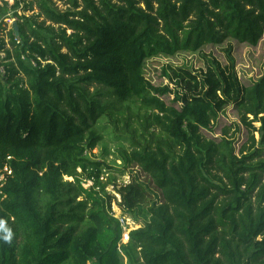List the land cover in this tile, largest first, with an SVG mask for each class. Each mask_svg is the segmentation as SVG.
Listing matches in <instances>:
<instances>
[{"label": "trees", "instance_id": "obj_1", "mask_svg": "<svg viewBox=\"0 0 264 264\" xmlns=\"http://www.w3.org/2000/svg\"><path fill=\"white\" fill-rule=\"evenodd\" d=\"M10 19L20 36L12 26L0 40V170L13 172L0 186V264H264V76L243 87L229 49L231 68L176 74L188 90L172 105L170 87L145 76L159 55L258 46L264 0H0V24ZM230 103L249 133L238 154L203 133ZM104 120L127 142L120 166L92 157ZM114 166L129 182L101 180ZM109 186L141 228L126 233Z\"/></svg>", "mask_w": 264, "mask_h": 264}, {"label": "rangeland", "instance_id": "obj_2", "mask_svg": "<svg viewBox=\"0 0 264 264\" xmlns=\"http://www.w3.org/2000/svg\"><path fill=\"white\" fill-rule=\"evenodd\" d=\"M9 5L12 6L15 0H6ZM29 2L31 0H28ZM56 2V1H55ZM58 7L61 10H65L68 7L63 3H58ZM20 15H26L28 17L32 15H38V10L33 12H23L21 8ZM12 14V11L9 12ZM39 22L43 21V18L38 19ZM15 19L3 21L0 24V40L4 39L6 43H9V32L12 30ZM9 47V46H8ZM231 49V55L235 61L234 73L237 75V79L243 87H249L264 76V36L259 42L258 46H250L248 44L240 43L236 40L226 42L222 46L209 45L205 46L200 52H182L174 57H166L159 55L147 61L145 68V76L150 83L155 87L169 86L172 90V94L163 95L161 99L166 101L168 105H172L175 99V92L179 90L180 93H184L188 90V87L184 84H178L179 78L176 74H182L186 76V73L191 74L197 79L202 80L205 72L208 70L210 60H215L223 67L231 68L229 63L227 51ZM0 57H5L4 54H0ZM188 78V76H186ZM92 91L94 89H91ZM176 106L179 108L180 104ZM106 126H104V125ZM102 124V132L104 135L103 142L92 152L94 159L105 161L109 165L118 166L121 165V161L117 160V147L121 144L127 145V142H123L117 139L112 134V127L107 120H104ZM256 127H260L256 124ZM204 135L209 139H216L221 141L224 136L227 137L234 144V149L238 154L239 151L248 144L249 133L247 129L241 124L238 114L237 106L234 103L228 104L220 113L219 119L215 122L212 131H203ZM259 139V135H256ZM118 166H114L113 170H104L101 180L105 183L108 177H117V183L119 185L129 182V174H122L116 169H120ZM138 172L135 170V173ZM144 177L142 176V179ZM66 180L72 181L70 178ZM94 185L93 181H86L84 183L85 188H89ZM111 195L115 196L112 204V211L114 216L118 219H125L126 233L139 229L143 226L144 218L139 216L136 221L132 216H129L123 212V209L119 206L121 198L117 194L114 186H109L106 189ZM81 200V199H79ZM129 221V222H128Z\"/></svg>", "mask_w": 264, "mask_h": 264}, {"label": "built area", "instance_id": "obj_3", "mask_svg": "<svg viewBox=\"0 0 264 264\" xmlns=\"http://www.w3.org/2000/svg\"><path fill=\"white\" fill-rule=\"evenodd\" d=\"M5 74H6V69L3 66H0V75L5 76ZM12 174H13L12 169L9 166H6L4 169L0 170V186L1 187L4 186L6 178L9 176H12ZM120 222H121V225L123 226V228L125 230L127 220L120 219Z\"/></svg>", "mask_w": 264, "mask_h": 264}, {"label": "water", "instance_id": "obj_4", "mask_svg": "<svg viewBox=\"0 0 264 264\" xmlns=\"http://www.w3.org/2000/svg\"><path fill=\"white\" fill-rule=\"evenodd\" d=\"M13 27H14L15 35L17 37H19L20 36V34H19V28H18V25H17L16 22L13 23Z\"/></svg>", "mask_w": 264, "mask_h": 264}, {"label": "bare ground", "instance_id": "obj_5", "mask_svg": "<svg viewBox=\"0 0 264 264\" xmlns=\"http://www.w3.org/2000/svg\"><path fill=\"white\" fill-rule=\"evenodd\" d=\"M129 222V221H128Z\"/></svg>", "mask_w": 264, "mask_h": 264}]
</instances>
